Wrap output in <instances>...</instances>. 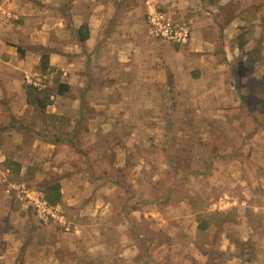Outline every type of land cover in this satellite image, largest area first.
<instances>
[{"label": "rangeland", "instance_id": "rangeland-1", "mask_svg": "<svg viewBox=\"0 0 264 264\" xmlns=\"http://www.w3.org/2000/svg\"><path fill=\"white\" fill-rule=\"evenodd\" d=\"M4 4L12 8L0 17V53L25 60L46 51L59 56L52 57L57 66L26 73L21 83H12L0 63V112L7 117L0 120V264H264V0ZM106 5L116 18L109 34L123 33L130 17L150 37V62L166 67L156 77L168 101L136 121L102 113L101 145L93 146L84 135L61 131L75 126L72 103L86 88L69 85L72 75L100 82L94 76L102 72ZM155 10L189 27L185 45L151 33ZM234 19L239 24L231 26ZM84 22L91 38L81 45L75 32ZM182 60L186 69L178 75L174 64ZM26 87H33L29 97ZM97 91L102 95L99 87L90 92L94 99ZM21 99L29 111L14 115ZM41 102L60 106L58 116ZM79 126L89 130V122ZM46 139L58 147L35 145ZM118 146V162L127 166L109 168L116 152L108 151ZM128 146L131 154L124 152ZM74 151L80 157L73 159ZM83 152L97 158L93 172ZM52 182H60L62 201L54 206L58 216L46 220L21 196L44 195Z\"/></svg>", "mask_w": 264, "mask_h": 264}, {"label": "crops", "instance_id": "crops-1", "mask_svg": "<svg viewBox=\"0 0 264 264\" xmlns=\"http://www.w3.org/2000/svg\"><path fill=\"white\" fill-rule=\"evenodd\" d=\"M219 1V0H218ZM243 8L245 6H242ZM11 4L9 5H0V17L4 14H8V16L11 15ZM242 8V9H243ZM104 12H102V72H99L97 76H94L95 79L100 77V82H88L87 78H80V75H72V80L69 82V85H74L77 90L80 88H84L83 92L84 95L82 98H76L73 100L72 103V110L71 112L75 115L74 118H72V124L75 125L72 128H68L67 130H64L66 128L62 129V133L66 132V135L74 136H80L84 135V137L89 138L93 143V146H100V141L102 139V113L103 116L108 119L112 120L110 117L105 116V112H107V115H112L113 111L120 115V118L123 119L127 118L132 121H136L137 118H139L140 114L141 117L143 115H148L150 111H159L165 107L167 104L166 102L168 99L162 94V92H159L161 89V82L156 77L157 74L160 72L159 70L166 71V67L163 68L161 64L156 65L155 63H151L150 60L152 58V41L149 39L150 37H145L143 34V30H138L137 26H132L136 20L133 18H126L123 22V25L125 26V30H123V33L120 31L114 32L109 34L108 33V26L112 22L116 20V18H112V6H104ZM108 11V12H107ZM131 14L134 13L130 12ZM4 17V16H3ZM240 18L239 16L236 17V20ZM240 20V19H238ZM245 22V21H244ZM231 26H236L239 24V22L232 20L230 22ZM131 25V26H130ZM130 28L128 29V27ZM111 28V27H110ZM116 28V26H115ZM91 30V29H90ZM229 30H234V28H230ZM141 32V33H139ZM91 38V37H90ZM89 41V40H88ZM192 41V38H191ZM190 41V43H191ZM200 46L196 48L197 51L200 50ZM16 55V54H15ZM59 56V54H50V68L57 66V64L54 62L52 57ZM14 59H17L18 61L15 62ZM33 59V61H32ZM56 60V59H55ZM57 62L59 59L56 60ZM26 62L30 64H26ZM60 62V61H59ZM186 61L182 60L181 64H174V71H185L187 63ZM0 63H2V67H5L6 73L10 78H13L12 83H16L18 81L19 83L24 82L23 76L24 74H29L30 72H37L39 71L38 68L41 64V56L38 55L36 57H28V59L25 60V58H19L17 55L14 57L12 56L9 58L7 54L0 53ZM60 67V66H58ZM162 67V68H161ZM41 68V67H40ZM160 68V69H158ZM64 70V69H63ZM203 71V70H202ZM174 72V73H175ZM173 73V74H174ZM2 74H0L1 76ZM14 76H17L14 77ZM75 76V77H74ZM5 78V77H4ZM3 78V79H4ZM16 78V79H15ZM6 81H11L6 78ZM9 83V82H8ZM95 87L102 88V95L97 91L96 99H94L93 95L90 94V92H93L95 90ZM10 93V92H9ZM10 94H8L9 96ZM20 100V98H18ZM22 102L20 104L15 105L16 107L24 106V110L20 112V109L18 107V112L13 110V114L18 113V115H22L25 112H28V108L30 106L26 102V99H21ZM88 103V104H87ZM106 106H109L108 110H106ZM46 113L50 115L52 118L54 115H57L60 111V106L58 107L57 104H46ZM44 107V108H45ZM90 117H88V115ZM110 113V114H108ZM0 112V120L5 122L7 120L6 115L2 114ZM137 116V118L135 117ZM58 116V115H57ZM56 117V116H55ZM140 117V118H141ZM117 118L114 119V121L118 120ZM77 121V123H76ZM80 121L83 122H89V130L88 131H81L79 123ZM95 121H100L99 125L96 126L94 123ZM38 124L40 121H37ZM88 124V123H87ZM79 126V127H78ZM73 129V130H72ZM116 130V129H114ZM105 131H109L105 130ZM115 132V131H114ZM136 132V134H138ZM40 145V149H45L47 151H54L55 147L57 148L58 145L54 141L51 140H42L35 144ZM134 146V145H132ZM124 152L131 154V148L130 146L123 148ZM120 147H115V149L109 150L108 152L115 153L116 152V162L108 164L109 168H116L117 167H125L127 166V162H118L119 159V151H121ZM103 151L104 155H108V152ZM73 156V159H75V156L80 157V153L71 152L70 153ZM84 154V160H88L85 162L88 163L90 168V172H93L91 170V160L97 158L93 156H90L83 152ZM88 156V157H87ZM94 157V158H93ZM109 157V156H108ZM70 158V156H69ZM94 161V160H93ZM118 162V164H117ZM107 168H104L102 166V170L107 171ZM109 180V179H108ZM9 192V191H8Z\"/></svg>", "mask_w": 264, "mask_h": 264}, {"label": "built area", "instance_id": "built-area-1", "mask_svg": "<svg viewBox=\"0 0 264 264\" xmlns=\"http://www.w3.org/2000/svg\"><path fill=\"white\" fill-rule=\"evenodd\" d=\"M149 23L151 24L150 31L158 39L172 42L174 44L185 45L190 39V30L186 25L180 26L174 24L171 17L166 13L152 12L149 17ZM28 82L31 83V79L28 77ZM29 200L31 206H33L40 218L48 219L49 216L55 218L58 216L59 206H52L45 198L43 193L25 191V194L21 196V200ZM68 229V228H67Z\"/></svg>", "mask_w": 264, "mask_h": 264}, {"label": "trees", "instance_id": "trees-1", "mask_svg": "<svg viewBox=\"0 0 264 264\" xmlns=\"http://www.w3.org/2000/svg\"><path fill=\"white\" fill-rule=\"evenodd\" d=\"M78 43L81 45L86 43L90 37H91V30L90 26L87 22H84L75 32ZM18 51L24 54V51L17 47ZM44 49V48H42ZM40 67L42 70H49L50 69V52L46 51L41 54V64ZM60 88H62L63 91H67L69 89L68 85L59 84ZM33 87H26V92L29 97V94L32 93ZM28 101H30V98H28ZM31 104H34L32 100L30 101ZM42 107H44L46 104L44 102H41ZM15 165L18 167V170H21V165L19 163H15ZM10 167V166H8ZM44 195L46 200L52 205L55 206L62 201V193H61V184L60 182H52L49 185H47L44 189Z\"/></svg>", "mask_w": 264, "mask_h": 264}]
</instances>
